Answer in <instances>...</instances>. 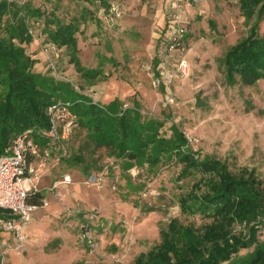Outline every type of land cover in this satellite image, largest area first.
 Returning a JSON list of instances; mask_svg holds the SVG:
<instances>
[{"label": "rangeland", "instance_id": "1", "mask_svg": "<svg viewBox=\"0 0 264 264\" xmlns=\"http://www.w3.org/2000/svg\"><path fill=\"white\" fill-rule=\"evenodd\" d=\"M28 1L46 11L55 7L53 0ZM108 2L106 11L99 1L64 0L58 11L74 15L84 6L93 12L78 34L79 55L91 69L106 58V80L90 86L65 49L46 44L40 29L34 30L35 54L28 48L33 56L43 54L35 71L54 76L56 69L57 79L105 105L116 98L125 108L139 104L144 118L165 121L168 137L171 125H179L201 158L221 159L236 173L256 169L264 179V80L230 86L222 65L256 17L247 22L239 0H185L176 9L173 0ZM49 147L50 166L38 181L42 204L24 227L23 244L14 239L0 244V264H133L161 242V231L173 219L198 228L212 221L182 213L180 197L202 174L183 173L176 161L117 159L95 148L80 127L69 140ZM67 175L73 182L54 188ZM93 175L101 181L92 183ZM85 221L89 227L83 230ZM243 229L236 225L237 233Z\"/></svg>", "mask_w": 264, "mask_h": 264}, {"label": "trees", "instance_id": "2", "mask_svg": "<svg viewBox=\"0 0 264 264\" xmlns=\"http://www.w3.org/2000/svg\"><path fill=\"white\" fill-rule=\"evenodd\" d=\"M63 1L53 0L54 9L46 11L33 7L28 0H0V156L19 134L47 130L48 108L70 101L78 118L75 129L86 130L95 148H105L117 159H145L151 165L167 158L180 163L183 173L202 174L192 190L180 197V207L182 213L199 214L212 221L198 228L173 219L161 231V242L133 264H264V179L256 169L243 168L236 173L221 159L201 158L176 123L168 137L163 133L165 121L144 118L139 104L125 108L116 98L105 105L83 94V88L76 91L69 82L57 79L56 69L54 76L35 71L40 58L28 48L39 41L34 30L40 29L46 44L65 49L69 63L90 86L106 80V58L91 69L82 64L79 55L78 34L92 20L93 12L82 6L74 15L59 14ZM84 1H99L110 10L108 0ZM239 2L246 21L256 17V23L246 37L227 50L222 65L228 85L252 86L264 80V32H260L264 0ZM35 136L39 143L47 144ZM74 159L82 161L80 156ZM42 201V192L29 198L36 206ZM236 225L244 229L237 233ZM242 250L249 252L241 255Z\"/></svg>", "mask_w": 264, "mask_h": 264}, {"label": "built area", "instance_id": "3", "mask_svg": "<svg viewBox=\"0 0 264 264\" xmlns=\"http://www.w3.org/2000/svg\"><path fill=\"white\" fill-rule=\"evenodd\" d=\"M185 0H173V8H178ZM197 2L198 0H189ZM185 62H183V66ZM50 127L37 134L27 130L19 134L6 152L0 156V244H8L14 239L23 244L26 236L24 227L30 221L33 212L38 206L29 202V198L38 192V181L49 169L48 161L52 159L49 146L52 143L67 141L72 136L77 123V115L73 111V103L59 101L48 108ZM38 135L47 141L48 147L43 146L35 139ZM46 144V145H47ZM92 183H98L99 176L91 177ZM73 182L71 175L63 176L59 185H69ZM89 222H83L81 228L87 229ZM0 246V248H1Z\"/></svg>", "mask_w": 264, "mask_h": 264}, {"label": "crops", "instance_id": "4", "mask_svg": "<svg viewBox=\"0 0 264 264\" xmlns=\"http://www.w3.org/2000/svg\"><path fill=\"white\" fill-rule=\"evenodd\" d=\"M37 45H38V41L35 42V44L32 45V51L34 52L35 50H37ZM43 56V54H37V55H34V57L36 58H41ZM63 185V184H62Z\"/></svg>", "mask_w": 264, "mask_h": 264}]
</instances>
